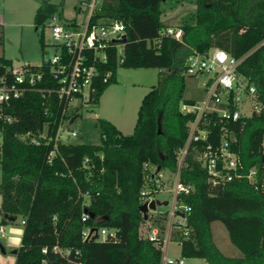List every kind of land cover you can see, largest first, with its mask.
Returning <instances> with one entry per match:
<instances>
[{
	"label": "trees",
	"instance_id": "trees-1",
	"mask_svg": "<svg viewBox=\"0 0 264 264\" xmlns=\"http://www.w3.org/2000/svg\"><path fill=\"white\" fill-rule=\"evenodd\" d=\"M162 1L100 0L90 17L91 21L114 17L125 27L122 53L111 47L108 62L100 67L101 75L106 69L111 75L107 82L98 80L93 103L116 80L118 65L163 69L142 96L131 133L124 134L109 119L98 117V143L59 142L49 160L52 141L37 145L20 135L39 131L44 123L54 134L63 104L44 102L41 92L32 90L5 108L15 118L0 119V222L24 220L13 264H161V247L145 235L140 189L146 181L156 187L158 167L177 169L178 151L186 144L193 115L181 106L195 103L184 96L185 62L190 55L215 46L239 58L238 73L255 85L264 105V0H195L193 21L184 19L178 25L179 39L160 33L167 26L161 18ZM38 10L49 15L56 6L43 0ZM44 44L40 36L42 48ZM10 63L0 56V72ZM201 120L207 137L190 143L179 174L191 185L189 192L178 194V200L191 207L190 232L180 253L202 257L208 264H264V190L245 176L214 185L196 159L199 148L219 143L221 127L226 125L236 138L231 148L241 160L240 171L246 173L253 165L264 169V112L235 120L211 112ZM86 190L88 197L82 194ZM83 213L88 214L85 219ZM155 220L164 225L165 214ZM213 220L225 225L241 256L226 255L218 248L212 238ZM86 226L93 230L83 237ZM101 226L115 228L116 235L99 238L95 229ZM54 245L68 252H55Z\"/></svg>",
	"mask_w": 264,
	"mask_h": 264
},
{
	"label": "built area",
	"instance_id": "built-area-1",
	"mask_svg": "<svg viewBox=\"0 0 264 264\" xmlns=\"http://www.w3.org/2000/svg\"><path fill=\"white\" fill-rule=\"evenodd\" d=\"M95 0L90 3L86 20L82 25L75 21H62L60 16L53 12L46 17L50 27V40L42 48V60L38 63L28 60H21L3 65L0 72V119L4 122H11L15 116L5 111L10 101L20 97L27 91H39L45 98L44 102L56 100L62 103L60 118L54 134L48 133L47 123L39 131L27 130L20 137L33 144L53 142L48 153V159L54 156L59 142H70L79 135L74 128H69L79 115V109L87 104L93 103L94 93L97 89L98 80L107 82L111 70L106 69L100 73V67L108 62L111 47H117V54L122 53V40L125 27L121 20L110 17L91 21V14ZM161 34L171 35L177 39L181 37L182 29L179 26H166L160 30ZM52 47V52L47 53L44 47ZM118 60H122L121 57ZM185 65L186 74H197L207 72L204 87L206 97L201 105L184 103L181 109L185 112H192L188 120L189 135L186 144L178 151V165L175 171L174 186L170 190L169 198L159 199L170 204L165 214L164 225H160L153 216L155 209L148 208L145 218V235L154 244L161 247V264L178 263L183 264L184 258L171 256L169 244L175 241L181 247L182 240L189 235L190 226L187 221V213L190 205L178 200L180 192H189L191 185L183 183L180 178V168L183 165L185 154L191 142L199 141L207 137V129L203 126L202 118L206 113L214 112L221 119L235 120L241 116H248L251 113L263 111L264 105L258 99L255 85L250 83L244 76L238 73L237 65L239 58L232 56L220 47H211L203 53L190 55ZM250 103L249 110L247 103ZM231 130L226 125L221 127L220 141L218 144H207L199 148L196 159L206 168L208 180L216 185L235 177L245 176L257 189L264 190V169L261 171L256 166H251L246 173L240 171L241 160L235 150L231 148V142L235 141ZM2 135L0 131V146ZM261 148L264 152V136L261 141ZM88 158L84 159L87 162ZM1 162V156H0ZM156 187H151L146 181L140 189V204L149 203L155 198V192L159 190L161 182L154 180ZM84 196L89 191L82 192ZM161 213V214H162ZM88 216L83 213L82 219ZM1 218V213H0ZM24 220H21L23 223ZM92 228L86 226L82 230L83 237L92 232ZM99 238L116 235L115 228L101 226L95 229ZM5 223L0 222V236H5ZM55 252L66 254L67 249L58 245L53 246ZM46 251V248H42Z\"/></svg>",
	"mask_w": 264,
	"mask_h": 264
},
{
	"label": "rangeland",
	"instance_id": "rangeland-1",
	"mask_svg": "<svg viewBox=\"0 0 264 264\" xmlns=\"http://www.w3.org/2000/svg\"><path fill=\"white\" fill-rule=\"evenodd\" d=\"M43 0H0V56L9 58L11 61L28 60L30 62H40L42 60V46L40 36L48 43L50 40V27L48 18L38 22L39 7ZM56 6V13L60 20L68 22L75 21L82 25L86 20L87 13L92 0H48ZM100 0H95L94 7L99 5ZM195 0H167L162 3L163 9L161 17L165 23H181L182 20L191 17L195 10ZM47 53L52 52V47H44ZM157 67H124L118 65L116 69V80L111 82L99 97L97 103H87L79 109V115L74 121L68 124L69 128H74L79 135L74 137L76 142H99L98 117H104L114 122L124 133L132 132L137 116V110L142 96L157 83ZM184 96L195 101L196 105H201L206 97L204 87L205 79L210 74L207 72L194 75L186 74ZM248 102L245 107L249 110ZM154 169V168H153ZM155 171V170H154ZM155 179L161 184L159 190L155 192V198L171 200L170 190L174 186L176 179L175 172L168 169H158L155 171ZM1 202V194H0ZM170 204L156 205L153 216L160 215L163 211H168ZM22 224L19 217L13 222L5 223V236H0V243L5 248L3 253L0 249V263L12 264L15 246L11 244V238L21 237V233L13 231L20 229ZM212 238L218 248L226 255L241 256L242 251L235 246L228 235L225 225L220 220L211 222ZM169 254L181 257L179 244L172 241L169 244ZM183 264H208L202 257H182Z\"/></svg>",
	"mask_w": 264,
	"mask_h": 264
},
{
	"label": "water",
	"instance_id": "water-1",
	"mask_svg": "<svg viewBox=\"0 0 264 264\" xmlns=\"http://www.w3.org/2000/svg\"><path fill=\"white\" fill-rule=\"evenodd\" d=\"M45 18H46L45 13H42V12L38 13V18H37L38 22L43 21V19H45ZM122 40L125 41V35H123ZM187 64H188V61L185 62L186 66H187ZM157 169H159V167ZM0 173H1V169H0ZM166 203H167L166 200L165 201H160L159 199H152L148 204L145 203V202L141 203L139 205V208H140L141 212L143 213L144 218H146L147 217L148 208L155 209L156 205H158V204H166ZM0 213H1V208H0ZM12 218H14V217H12ZM0 249L3 252L5 251L4 247H3V245L1 243H0ZM13 252H15V249H13Z\"/></svg>",
	"mask_w": 264,
	"mask_h": 264
},
{
	"label": "crops",
	"instance_id": "crops-1",
	"mask_svg": "<svg viewBox=\"0 0 264 264\" xmlns=\"http://www.w3.org/2000/svg\"><path fill=\"white\" fill-rule=\"evenodd\" d=\"M164 2H167V0H163L162 1V3H164ZM162 5V4H161ZM40 12H42V13H45V12H43V11H39V13ZM45 15L47 16V14L45 13ZM162 18V17H161ZM166 25H168V26H178L179 25V23H165ZM161 70H163L162 68H159V70H158V72L159 71H161ZM114 123V122H113ZM115 124V123H114ZM116 125V124H115ZM117 126V125H116ZM118 127V126H117ZM13 231H16L17 233H22V227L20 228V229H17V228H15V229H13ZM11 244H14L15 246H13L14 248L13 249H15L18 245H19V243H20V238H17V237H13V238H11ZM13 249H12V252H13ZM4 250H5V248H4ZM2 251V250H1ZM3 252V251H2ZM6 252V250L3 252V253H5ZM14 258H15V255H14ZM13 262H14V260H12V264H13Z\"/></svg>",
	"mask_w": 264,
	"mask_h": 264
}]
</instances>
